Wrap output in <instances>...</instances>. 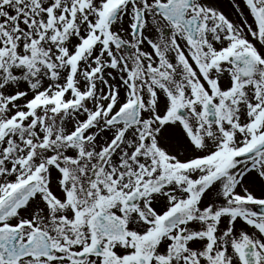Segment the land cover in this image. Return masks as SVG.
I'll use <instances>...</instances> for the list:
<instances>
[{
    "label": "snow or ice",
    "instance_id": "6c2138e0",
    "mask_svg": "<svg viewBox=\"0 0 264 264\" xmlns=\"http://www.w3.org/2000/svg\"><path fill=\"white\" fill-rule=\"evenodd\" d=\"M0 264H264V0H0Z\"/></svg>",
    "mask_w": 264,
    "mask_h": 264
}]
</instances>
